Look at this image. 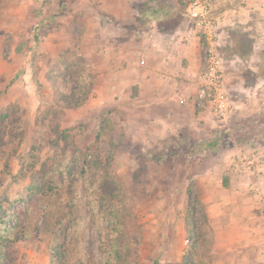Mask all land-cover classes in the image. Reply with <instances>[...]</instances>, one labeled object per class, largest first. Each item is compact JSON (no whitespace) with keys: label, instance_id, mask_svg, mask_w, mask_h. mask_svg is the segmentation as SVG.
<instances>
[{"label":"rangeland","instance_id":"1","mask_svg":"<svg viewBox=\"0 0 264 264\" xmlns=\"http://www.w3.org/2000/svg\"><path fill=\"white\" fill-rule=\"evenodd\" d=\"M102 1L0 0V254L5 264H111L112 244L122 264H211L193 181L171 172L168 157L141 154L120 94L104 88L112 47ZM231 2L234 25L217 24L216 48L233 108L217 130L251 155L255 175L264 0Z\"/></svg>","mask_w":264,"mask_h":264},{"label":"crops","instance_id":"2","mask_svg":"<svg viewBox=\"0 0 264 264\" xmlns=\"http://www.w3.org/2000/svg\"><path fill=\"white\" fill-rule=\"evenodd\" d=\"M164 1L99 4L106 12L104 28H109L104 38L112 47L105 56L104 88L120 94L119 108L125 109L127 129L136 126L141 154L168 157L171 172L182 171L185 180L193 181L211 237V264H264V166L255 175L230 168L238 152L231 145L235 138L217 139L224 120L210 111L202 114L195 102L201 71L196 31L184 7ZM221 1L214 0L213 14L219 28L232 27L226 18L234 16L235 6L229 0V9L222 10Z\"/></svg>","mask_w":264,"mask_h":264},{"label":"built area","instance_id":"3","mask_svg":"<svg viewBox=\"0 0 264 264\" xmlns=\"http://www.w3.org/2000/svg\"><path fill=\"white\" fill-rule=\"evenodd\" d=\"M178 2L183 3L187 20L196 31L201 52V71L195 102L200 109L208 108L214 117L224 120L233 106L229 102L223 61L216 48L218 20L212 10L214 0H178ZM234 159L235 170L243 175L254 173L258 166L257 164L255 167L252 163L251 155L247 156L243 152H238ZM246 162L251 165H246ZM253 186L250 185V188L253 189Z\"/></svg>","mask_w":264,"mask_h":264},{"label":"trees","instance_id":"4","mask_svg":"<svg viewBox=\"0 0 264 264\" xmlns=\"http://www.w3.org/2000/svg\"><path fill=\"white\" fill-rule=\"evenodd\" d=\"M217 139L219 138L220 139V135H218L217 137H216ZM220 141V140H219ZM0 224H1V222H0ZM111 247H112V249L114 250L113 251V261H115V264H122V262H121V260H120V256H121V252H120V249L118 248L117 249V246L116 245H113L112 246V244H111ZM113 261H111V264H112V262ZM0 264H5V260H4V253H1L0 254Z\"/></svg>","mask_w":264,"mask_h":264}]
</instances>
